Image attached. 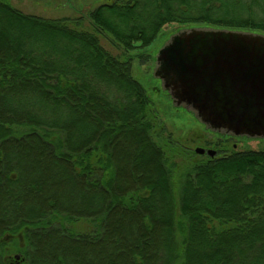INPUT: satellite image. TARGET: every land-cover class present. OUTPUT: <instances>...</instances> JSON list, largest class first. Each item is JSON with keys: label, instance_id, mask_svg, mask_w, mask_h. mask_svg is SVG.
<instances>
[{"label": "trees", "instance_id": "trees-1", "mask_svg": "<svg viewBox=\"0 0 264 264\" xmlns=\"http://www.w3.org/2000/svg\"><path fill=\"white\" fill-rule=\"evenodd\" d=\"M84 22L0 0V238L28 244L0 242V264L13 251L25 264H264V150L222 143L210 158L175 141L132 58L99 41L124 56L168 25L263 34L264 0H114Z\"/></svg>", "mask_w": 264, "mask_h": 264}, {"label": "water", "instance_id": "water-1", "mask_svg": "<svg viewBox=\"0 0 264 264\" xmlns=\"http://www.w3.org/2000/svg\"><path fill=\"white\" fill-rule=\"evenodd\" d=\"M153 76L175 108L190 112L207 131L264 138V35L188 28L155 56ZM213 158L214 150L194 149ZM19 257L10 264H19Z\"/></svg>", "mask_w": 264, "mask_h": 264}, {"label": "rangeland", "instance_id": "rangeland-1", "mask_svg": "<svg viewBox=\"0 0 264 264\" xmlns=\"http://www.w3.org/2000/svg\"><path fill=\"white\" fill-rule=\"evenodd\" d=\"M112 1L114 0H7L13 8L26 15L44 19L69 18L70 20L82 17L86 21L83 23V28L86 30H91L88 25L89 13L98 6ZM188 28L187 26L168 25L163 28L151 45L129 51L124 56L105 37L100 36L99 41L101 46L112 55L121 58H132L133 77L144 87L153 104L156 116L164 123L165 129L172 132L175 141L180 140L181 144L188 146L192 151L196 148H202L216 152L220 149L222 143H226L230 151L231 148L264 150V138L226 139L207 131L183 109L175 108L172 105L168 95L163 91L160 81L153 76L155 56L159 49L177 31ZM137 54L148 56V61L140 62L136 56ZM81 223L78 222L75 227L80 229V232L85 233V224ZM92 227H90L91 230H93Z\"/></svg>", "mask_w": 264, "mask_h": 264}, {"label": "flooded vegetation", "instance_id": "flooded-vegetation-1", "mask_svg": "<svg viewBox=\"0 0 264 264\" xmlns=\"http://www.w3.org/2000/svg\"><path fill=\"white\" fill-rule=\"evenodd\" d=\"M231 138H233V137H231ZM22 236L23 235L21 233L16 234L15 236L5 234L4 236H2L0 238V242H1V244H4L5 245V246L3 245L4 246L3 248L5 250H7V251L9 250L8 248L11 247L10 245L12 244V241H14L16 239L18 240V242H20L19 243L20 247H24V246H27L28 247V244H25L24 243ZM16 256L19 257V262H18L19 264H25V261L22 258V255L20 253L14 252V251L11 253V256H9V257H7V258L4 259L5 264H10V263L14 262V258Z\"/></svg>", "mask_w": 264, "mask_h": 264}]
</instances>
